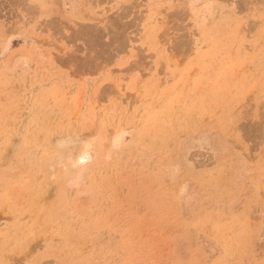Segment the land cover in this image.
<instances>
[{
	"label": "rangeland",
	"instance_id": "1",
	"mask_svg": "<svg viewBox=\"0 0 264 264\" xmlns=\"http://www.w3.org/2000/svg\"><path fill=\"white\" fill-rule=\"evenodd\" d=\"M0 264H264V0H0Z\"/></svg>",
	"mask_w": 264,
	"mask_h": 264
}]
</instances>
